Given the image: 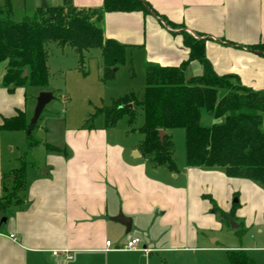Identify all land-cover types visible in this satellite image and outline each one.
I'll return each instance as SVG.
<instances>
[{
	"label": "crops",
	"instance_id": "0c3cea01",
	"mask_svg": "<svg viewBox=\"0 0 264 264\" xmlns=\"http://www.w3.org/2000/svg\"><path fill=\"white\" fill-rule=\"evenodd\" d=\"M70 1L86 9L104 5V0ZM145 1L150 11H104L100 22L105 37L125 44L133 60L179 65L189 59L184 34L203 37L206 56L218 74H232L242 85L264 89V0ZM58 2L54 6L65 0ZM253 45L259 47L250 48ZM0 66V123L18 111L25 112L29 121L25 87L13 91L4 87L6 63ZM202 73L198 60L188 61L187 79ZM5 131L0 130V196L11 185L6 176L12 169L4 158ZM108 133L107 124L96 129L68 127L64 148L41 140L33 145L45 148V169L27 171L21 203L7 214L0 211V264H154L163 253L250 248L218 244L223 225L211 203L213 199L222 210L231 211V197L241 193L234 204L247 201V206L236 212L246 215L247 227L264 226L261 189L250 179L185 162L183 170L176 171L161 165L167 167L170 180H160L148 174L149 160L138 145L113 143ZM254 206L258 216L253 219L248 215ZM119 212L131 218L130 232L112 220ZM129 237L140 238L148 251L115 249ZM107 240L115 248H108ZM54 250H68L72 258L64 252L54 255Z\"/></svg>",
	"mask_w": 264,
	"mask_h": 264
},
{
	"label": "trees",
	"instance_id": "16d2710c",
	"mask_svg": "<svg viewBox=\"0 0 264 264\" xmlns=\"http://www.w3.org/2000/svg\"><path fill=\"white\" fill-rule=\"evenodd\" d=\"M150 9L145 0H104L102 8L93 9L78 8L65 0L64 5L50 7L47 11L39 8L32 18L16 22L10 16L11 0H5L0 6V63H6L2 85L10 91L28 84L45 88L49 80L47 44L51 41L74 46L82 59L85 50L99 47L104 60L103 78L114 79L113 68L124 61L127 46L105 37L100 24L103 12H147ZM163 19L172 24L169 19ZM184 36L190 50L188 61L198 60L203 66L202 74L187 79L188 61L179 65L147 61L144 64L143 97L128 93L114 99L112 105L102 108L99 113L104 114L107 125L115 124L126 113L132 123L136 115L134 107H140L145 117L140 131L145 136L138 148L142 155L151 157L155 166L166 165L170 170H178L169 130L183 128L188 166L218 169L230 177L264 184V131L261 129L264 89L242 85L232 74H218L206 56V38ZM257 47L250 46L252 49ZM25 70L27 75L23 76ZM205 110L223 121L204 125ZM35 126L28 121L25 112L18 111L15 116L3 118L0 130H26L32 137ZM160 130L165 132L163 139ZM36 143L39 140L30 139L31 145ZM6 176L11 178V185L5 186L0 196V211L4 214L22 201L20 193L27 180L25 163L10 170ZM236 205L238 203L229 212L221 209L225 221L230 217L234 220ZM214 210L218 212L215 204ZM227 257L228 264H257L243 249L228 250Z\"/></svg>",
	"mask_w": 264,
	"mask_h": 264
},
{
	"label": "rangeland",
	"instance_id": "374dc122",
	"mask_svg": "<svg viewBox=\"0 0 264 264\" xmlns=\"http://www.w3.org/2000/svg\"><path fill=\"white\" fill-rule=\"evenodd\" d=\"M0 0V4H4ZM59 0H11V18L20 22L25 18H32L37 14L38 9L47 11ZM46 3V5H44ZM49 80L45 88L25 85L29 107V121L32 118L36 106L37 97L42 90L53 93L54 98L43 110L38 123L30 137L26 130L5 131L3 133L4 158L6 167L14 169L26 165L27 171L32 168L45 169L43 161L45 148L42 145L33 146L30 139L41 140L43 143L56 145L59 148L65 147V131L70 129H96L106 124L104 114L99 111L112 105L114 99L134 92L138 98L144 95L146 82L144 64L141 59L126 54L124 61L115 66V78L105 80L103 78L104 60L99 47L89 48L84 51L83 59L78 50L70 45L64 46L56 41L47 44ZM1 67V66H0ZM136 115L134 122L129 123L130 115L126 113L113 124L108 125L111 142L124 146H137L144 139L140 128L144 124V112L140 107L135 106ZM205 116L204 125L210 126L213 123L223 121V118H215L208 111H203ZM264 116V114H263ZM264 131V117L261 125ZM173 140V155L178 168L183 170L186 162V134L183 128L169 130ZM148 174L160 180H170V173L166 166H161L157 171L151 157H147ZM7 179V178H6ZM9 180H6V182ZM261 189L260 208L264 216V184L251 180ZM240 190V188H238ZM241 191V190H240ZM236 193L231 197L232 205L237 202ZM212 208L216 203L218 212L214 213L222 223V232L219 235V245L250 247L245 251L257 264H264V228L262 225L254 224L247 227L246 215L241 216L236 210L247 206V201H239L234 210V220L230 217L225 221L221 215L219 202L211 200ZM236 204V203H235ZM255 207V206H254ZM250 208V207H249ZM230 211V210H226ZM250 212L253 219L258 216L256 206ZM247 216V218H248ZM232 219V220H231ZM233 223L239 226L234 227ZM248 228V229H247ZM208 241H211L209 239ZM205 240V243H209ZM211 243V242H210ZM257 247V248H254ZM228 250H232L228 248ZM207 251L203 249L181 251L175 253H163L154 264H228L227 251Z\"/></svg>",
	"mask_w": 264,
	"mask_h": 264
},
{
	"label": "water",
	"instance_id": "95a60500",
	"mask_svg": "<svg viewBox=\"0 0 264 264\" xmlns=\"http://www.w3.org/2000/svg\"><path fill=\"white\" fill-rule=\"evenodd\" d=\"M44 5H46V3H44ZM27 75V70L24 71L23 76ZM54 98V95L52 92L47 91V90H42L38 97H37V102H36V106L34 108V112L32 115V118L30 120V123L34 126L38 123V120L43 112V110L45 109V107L47 106V104ZM129 107L132 106V104H128ZM31 129H29L30 131ZM165 135L164 130H160V138L163 139ZM4 220H6V217L4 218ZM112 220L117 221L122 223L123 225L126 226V232H130L131 227H132V220L130 217L125 216L122 212H119V214L115 217H112ZM232 220V219H231ZM234 227H237L238 224L237 223H233Z\"/></svg>",
	"mask_w": 264,
	"mask_h": 264
},
{
	"label": "built area",
	"instance_id": "2783aa9c",
	"mask_svg": "<svg viewBox=\"0 0 264 264\" xmlns=\"http://www.w3.org/2000/svg\"><path fill=\"white\" fill-rule=\"evenodd\" d=\"M10 238L16 239L15 234H10L9 235ZM141 241L140 238L138 237H129L126 241V243L123 246H118V247H113V243L111 240H107L106 241V246L108 248H115V249H122V250H143V251H148V249L146 247H142L141 246ZM60 252H64L65 256L67 258H72V254L68 251V250H54L53 254L57 255Z\"/></svg>",
	"mask_w": 264,
	"mask_h": 264
}]
</instances>
